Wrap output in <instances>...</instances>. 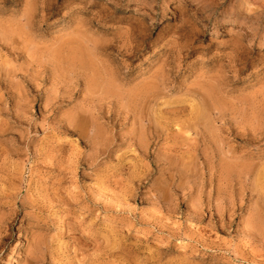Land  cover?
Instances as JSON below:
<instances>
[{"label": "rangeland", "instance_id": "374dc122", "mask_svg": "<svg viewBox=\"0 0 264 264\" xmlns=\"http://www.w3.org/2000/svg\"><path fill=\"white\" fill-rule=\"evenodd\" d=\"M0 136V264H264V0H0Z\"/></svg>", "mask_w": 264, "mask_h": 264}, {"label": "bare ground", "instance_id": "6f19581e", "mask_svg": "<svg viewBox=\"0 0 264 264\" xmlns=\"http://www.w3.org/2000/svg\"><path fill=\"white\" fill-rule=\"evenodd\" d=\"M157 24V21H154L153 23H152V25H156ZM134 25V24H133ZM133 27V26H132ZM131 28V27H130ZM136 28V27H135ZM133 31H134V28H133ZM56 56V55H55ZM7 129V128H6ZM11 130V129H10ZM2 135V134H1ZM4 135V134H3ZM1 137V136H0ZM3 140V139H2ZM4 145V144H3ZM7 148V147H6ZM19 178V177H18ZM3 192V191H2ZM33 241V240H32ZM35 241V240H34Z\"/></svg>", "mask_w": 264, "mask_h": 264}]
</instances>
